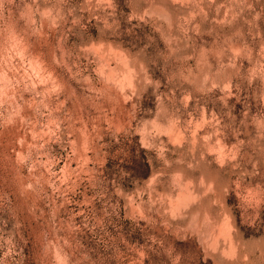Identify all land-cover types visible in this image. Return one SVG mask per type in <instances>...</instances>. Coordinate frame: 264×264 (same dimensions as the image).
Listing matches in <instances>:
<instances>
[{"label":"rangeland","instance_id":"374dc122","mask_svg":"<svg viewBox=\"0 0 264 264\" xmlns=\"http://www.w3.org/2000/svg\"><path fill=\"white\" fill-rule=\"evenodd\" d=\"M0 264H264V0H0Z\"/></svg>","mask_w":264,"mask_h":264},{"label":"trees","instance_id":"16d2710c","mask_svg":"<svg viewBox=\"0 0 264 264\" xmlns=\"http://www.w3.org/2000/svg\"><path fill=\"white\" fill-rule=\"evenodd\" d=\"M145 164H146L147 166H149V163H148L147 161H145Z\"/></svg>","mask_w":264,"mask_h":264}]
</instances>
